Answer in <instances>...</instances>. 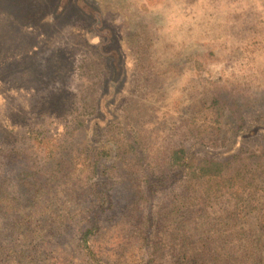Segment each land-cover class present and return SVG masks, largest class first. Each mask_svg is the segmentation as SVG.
<instances>
[{"label":"rangeland","instance_id":"1","mask_svg":"<svg viewBox=\"0 0 264 264\" xmlns=\"http://www.w3.org/2000/svg\"><path fill=\"white\" fill-rule=\"evenodd\" d=\"M196 258L264 264V0H0V264Z\"/></svg>","mask_w":264,"mask_h":264},{"label":"trees","instance_id":"2","mask_svg":"<svg viewBox=\"0 0 264 264\" xmlns=\"http://www.w3.org/2000/svg\"><path fill=\"white\" fill-rule=\"evenodd\" d=\"M221 164L216 163V162H210V161H206L204 163H202V166L199 168V175L201 178H211L212 176H217L216 174H214L215 171L219 170ZM193 264H197L198 263V259H192L190 260Z\"/></svg>","mask_w":264,"mask_h":264}]
</instances>
